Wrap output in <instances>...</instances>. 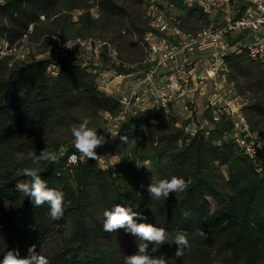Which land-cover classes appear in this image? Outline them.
I'll return each mask as SVG.
<instances>
[{
  "label": "trees",
  "instance_id": "16d2710c",
  "mask_svg": "<svg viewBox=\"0 0 264 264\" xmlns=\"http://www.w3.org/2000/svg\"><path fill=\"white\" fill-rule=\"evenodd\" d=\"M165 3L177 9L189 33L213 24L199 8H188L181 0ZM80 10L83 14L75 20L73 14ZM31 24L33 40L48 33L95 36L116 44L127 60L142 55V42L151 30L143 12L119 0H7L0 5V38L14 44ZM225 61L240 94L258 95L246 113L253 128L264 134V62L247 50L229 54ZM49 63L0 61V260L13 249L26 257L35 245L50 264H125L141 241L124 229H103V212L119 204L141 214L137 223L166 229L170 240L177 232L187 235L189 247L182 256L167 243L152 253L166 264H264L263 154L254 161L232 142L222 141L227 125L186 142L175 117L160 111L123 125L111 146L120 160L108 170L93 160L70 167L68 156L75 151L70 127L87 119L92 128L104 112L117 113L120 104L99 90L97 75L87 67L66 62L51 77ZM43 149L59 158L39 166L48 187L64 193V214L57 220L47 204L35 207L15 187L29 179L16 172L33 167V154ZM173 176L185 179V191L167 199L150 197L151 181Z\"/></svg>",
  "mask_w": 264,
  "mask_h": 264
},
{
  "label": "built area",
  "instance_id": "2783aa9c",
  "mask_svg": "<svg viewBox=\"0 0 264 264\" xmlns=\"http://www.w3.org/2000/svg\"><path fill=\"white\" fill-rule=\"evenodd\" d=\"M181 1L188 8H199L213 24L197 34L189 33L173 5L165 0H141L151 30L142 42V55L133 60L125 59L110 40L95 36L64 38L48 33L33 40L34 24L14 44L0 38V61L49 60L51 77L58 75L63 63L82 65L97 75L99 90L119 102L120 110L104 112L101 126L94 128L107 140L96 149L99 159H85L72 142L75 151L68 156L70 167L93 160L108 170L118 163L111 146L123 125L160 111L167 118L175 117L186 142L207 138L217 125H227L230 129L222 141L232 142L254 161L264 155V147H258L264 144V134L249 121L248 102L231 82L225 61L229 54L247 50L251 58L264 62V0ZM6 3L0 0V5ZM91 12L99 16L97 9ZM81 14L82 10L76 11L74 19ZM67 41L71 48L64 46Z\"/></svg>",
  "mask_w": 264,
  "mask_h": 264
},
{
  "label": "clouds",
  "instance_id": "9594fccd",
  "mask_svg": "<svg viewBox=\"0 0 264 264\" xmlns=\"http://www.w3.org/2000/svg\"><path fill=\"white\" fill-rule=\"evenodd\" d=\"M55 39V37H53ZM70 42L64 45L71 48ZM90 121L84 119L79 124H73L70 132L74 138V146L76 150L85 159L98 160L96 149L102 147L107 140L104 135H98L97 129L90 128ZM126 141V137H121ZM258 147H264V144H258ZM58 156L55 152L43 149L39 155L33 154V167L24 168L17 171V176H26L27 181H18L15 185L17 191L24 194L25 197L31 198L35 207L44 204L49 206V215L53 220L60 219L64 214V193L57 188L48 187L46 181L41 178L39 166L41 162H58ZM76 159L75 156L72 157ZM188 183L185 179L173 176L169 179H161L151 181L147 186V191L151 198L159 199L161 197L167 199L172 193L183 192L187 189ZM103 229L106 232H117L124 229L126 232L136 236L141 243L137 245V251L131 255H127L125 264H166V261L152 255L157 252L164 244L176 246V256H182L184 249L189 247V239L186 234L177 232L170 240L169 233L166 229L156 227L149 223H137L136 218L143 219L140 213L133 210L132 206L115 205L111 210L103 212ZM200 235H204L203 232ZM151 247V251L149 248ZM36 246L32 245L27 249L28 255L21 258L18 250H7L3 254L0 264H50L49 260L42 254H38L35 250Z\"/></svg>",
  "mask_w": 264,
  "mask_h": 264
},
{
  "label": "rangeland",
  "instance_id": "374dc122",
  "mask_svg": "<svg viewBox=\"0 0 264 264\" xmlns=\"http://www.w3.org/2000/svg\"><path fill=\"white\" fill-rule=\"evenodd\" d=\"M119 2L121 3V4H123V5H125V6H129L130 8H131V10H133V11H136V12H140V13H142L143 12V6L142 5H139V4H137V2H136V0H119ZM176 13H177V15H178V11H177V9H176ZM96 17V16H95ZM236 41V40H235ZM243 96V98L244 99H246V101L248 102V103H254L255 101H256V99L257 98H259L258 97V95H256V94H254V93H252V92H248V93H246L245 95H242ZM101 126V122H96V124L95 125H93L92 126V128H96V127H100ZM73 142H74V140H73ZM116 162L118 161L119 162V160H120V158L119 157H117L116 159ZM212 208H213V212H215V206L212 204Z\"/></svg>",
  "mask_w": 264,
  "mask_h": 264
}]
</instances>
